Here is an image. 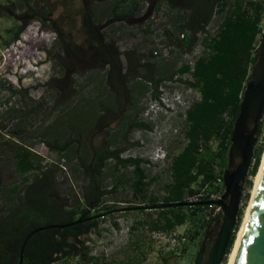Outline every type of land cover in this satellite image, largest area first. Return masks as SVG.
Here are the masks:
<instances>
[{
	"label": "rangeland",
	"instance_id": "obj_1",
	"mask_svg": "<svg viewBox=\"0 0 264 264\" xmlns=\"http://www.w3.org/2000/svg\"><path fill=\"white\" fill-rule=\"evenodd\" d=\"M134 1L139 5L133 8L134 13L117 19L114 16L127 10L128 1L94 0L96 20L104 27L105 35L116 40L123 53L135 49L145 54L153 64L154 77L163 75L167 79L158 89V99H155V91L145 79L131 82L129 111L120 114V110L111 103L101 64L67 59L59 43V32L52 26L53 20L57 19L63 32L70 33L74 41L81 42L80 10L83 0L42 3L40 18L22 8L24 0H0V4L6 7L0 16V205L10 203L7 198L9 189L21 183L23 178L15 170L12 143L30 148L40 157L43 166L57 168L55 193L72 204L81 197L86 184L77 167L78 159H86L94 148L104 144L111 149L123 148L122 158L142 159L147 180L156 178L150 183L149 193L152 196L164 195L165 185L172 181L171 159L187 142L184 134L186 111L200 97L197 90L187 83L193 81L192 76L180 74L178 69L184 63L193 64L198 57L207 56L203 41L207 34L199 37L191 53H183L165 35V30L172 29L175 20L174 15L165 9V2ZM159 5L161 7L157 10ZM224 15L225 12L216 14L207 27L208 35L217 31ZM17 26L22 29L19 39L13 41L8 30ZM173 33L178 37L177 32ZM121 58L125 63V57L122 55ZM62 62L70 63L73 71L68 74L63 71ZM57 90L64 96L59 97ZM111 107L115 109L114 115H118L117 120L106 130L96 129L102 112ZM134 121L145 123L149 128L133 127L125 137ZM55 140L61 144L70 141V149L62 154L50 149L48 143ZM261 145L264 146V117L255 148ZM263 154L264 148L262 157ZM115 163L114 159L106 162L101 180L102 188L115 190L106 196V204L113 210L99 216L97 229L82 238L92 260L85 261L79 254H73L54 264H94L96 259H100L101 264H194L201 247L199 241L202 242L208 231L216 233L220 222H213L199 239L186 240V244L157 238L155 232L158 231L150 229V225L138 224L143 220L151 223L153 217L136 209L143 207L146 212L156 208L136 198L129 182L118 184V179L130 175L133 167L116 169ZM252 165L253 160L250 169ZM34 175L35 172L30 174L31 177ZM256 175L249 176L248 171L246 176L252 184L243 187L240 204L243 214L235 241L252 198ZM209 209L204 210L206 219ZM173 231L188 238L191 235L190 223ZM132 241H140V248H135ZM233 247L222 264H228ZM172 249L176 252L170 254Z\"/></svg>",
	"mask_w": 264,
	"mask_h": 264
},
{
	"label": "trees",
	"instance_id": "obj_2",
	"mask_svg": "<svg viewBox=\"0 0 264 264\" xmlns=\"http://www.w3.org/2000/svg\"><path fill=\"white\" fill-rule=\"evenodd\" d=\"M40 1L39 3L35 0L34 5L32 0H24L22 8L32 11L40 18L41 4H49L50 0ZM83 1L84 5L80 10L83 33L81 42L74 41L70 33L63 32L57 19L52 22L53 29L59 32V43L65 57L73 59V62L101 64V69L105 71V83L111 103L120 110V114L129 111L132 92L130 83L135 80L145 79L154 89L155 99L160 98L158 89L167 77H154L153 64L146 59L145 54L135 49L123 53L116 40L107 37L103 32L104 27L96 20L92 5L94 0ZM124 1L129 2V12L139 6L134 0ZM163 1L165 9L175 17L172 29L165 30L168 40L181 52L191 53L199 37L207 34L203 41L208 50L207 56L198 57L193 64L184 63L178 69L180 74L192 76L193 81L187 83L197 90L200 97L186 111L184 134L187 142L171 159L172 181L165 185L164 195L152 196L149 193L150 183L156 178L147 180L142 159L122 158L123 148L111 149L104 144L94 148L86 159H78L77 167L86 184L82 188L81 197L72 204L67 198L55 193L57 168L43 166L40 157L30 148L12 143L15 170L23 178L21 183H16L9 189L7 198L10 203L0 205V264H18L25 238L40 228L29 239L22 264H54L70 258L73 254H79L85 261L92 260L82 238L97 229L99 216L113 210V207L107 206L106 196L115 190L108 191L101 185L103 169L110 159L116 161V169L133 167L130 175L118 179V184L127 181L131 184L133 195L143 203H151L154 207L162 205L146 212L143 207H137L139 212L153 217L151 223L143 220L138 224L144 227L150 225V229L154 231L170 232L190 223L191 235L187 241H194L213 222H220L222 212L212 219H206L204 210L208 205L204 203L210 201V194L221 190L217 178L223 177L228 166L232 130L240 112L244 90L250 80L258 46L264 37V0ZM160 7L161 5L157 10ZM4 8L6 7L0 4V16L4 13ZM223 12L225 15L219 28L214 34L208 35L207 27L216 14ZM127 15L126 11L113 16L123 19ZM21 29L19 26L16 29L9 28V37L13 41L18 40ZM173 31L177 32L178 37ZM122 55L126 59L125 63ZM69 65L70 63L62 62V69L67 74L73 71ZM57 93L59 97L64 96L60 90ZM114 108L102 112L96 122V129L106 130L117 120L118 115H114ZM29 112L32 113L31 110ZM133 127L149 128L145 123L131 122L125 137ZM70 143L67 141L61 144L55 140L48 145L50 149L62 154L70 149ZM263 148L261 145L254 149L249 176L258 173ZM34 172V177H31L30 174ZM248 177L243 187L246 184L251 186L252 181ZM201 191L208 195L197 202H191L193 205H177L189 202L186 196H194ZM242 214L243 208L239 209L226 256L235 242ZM131 244L140 248V241H132ZM174 252L175 249L169 250L170 254ZM93 261L94 264H101L100 259Z\"/></svg>",
	"mask_w": 264,
	"mask_h": 264
},
{
	"label": "water",
	"instance_id": "obj_3",
	"mask_svg": "<svg viewBox=\"0 0 264 264\" xmlns=\"http://www.w3.org/2000/svg\"><path fill=\"white\" fill-rule=\"evenodd\" d=\"M263 117L264 37L258 46L250 80L244 90L240 112L232 130L228 166L223 173L224 193L220 199L204 203L205 205H218L221 208L220 226L216 233L212 234L208 231L205 234L194 264H222L226 256L229 241L237 224L243 184L252 164L255 145L262 131ZM193 204L187 202L177 205ZM39 230L41 228L34 230L25 238L20 249L18 264L24 261L29 239ZM231 264H264V166L263 176L248 212L246 227Z\"/></svg>",
	"mask_w": 264,
	"mask_h": 264
},
{
	"label": "built area",
	"instance_id": "obj_4",
	"mask_svg": "<svg viewBox=\"0 0 264 264\" xmlns=\"http://www.w3.org/2000/svg\"><path fill=\"white\" fill-rule=\"evenodd\" d=\"M217 184L220 186L221 190L218 191V192H215V193H212L210 194V201H215V200H218L222 197L223 195V191L224 189H222V187L224 188V183H223V177H218L217 178ZM207 196L208 193L205 192V191H201L200 193L194 195V196H190L188 198V201L189 202H197L199 200H201V198L203 196ZM208 207L210 208L209 209V214L207 216V219H211V218H214L216 217L220 212H221V208L218 206V205H208ZM157 233L156 234V237L161 239V238H166L167 240H169L170 242L172 243H177V242H185L187 240L186 237H182L180 236V234H178L177 232L175 231H170V232H162V231H158V232H155Z\"/></svg>",
	"mask_w": 264,
	"mask_h": 264
},
{
	"label": "bare ground",
	"instance_id": "obj_5",
	"mask_svg": "<svg viewBox=\"0 0 264 264\" xmlns=\"http://www.w3.org/2000/svg\"><path fill=\"white\" fill-rule=\"evenodd\" d=\"M263 166H264V154H263V157H262V161H261V165L259 167V170H258V173L255 177V185H254V188H253V194H252V198H251V201L249 203V206L247 208V211H246V215H245V218H244V221H243V224L238 232V236H237V239L235 241V244H234V247H233V250H232V253L230 254V257H229V261H228V264H231L232 263V258H233V255L235 253V251L237 250L239 244H240V241H241V238H242V235H243V232H244V229L246 227V223H247V219H248V212H249V209L253 203V200H254V197H255V192L259 186V183H260V180L263 176ZM223 183H224V180H223ZM224 193V192H223Z\"/></svg>",
	"mask_w": 264,
	"mask_h": 264
},
{
	"label": "crops",
	"instance_id": "obj_6",
	"mask_svg": "<svg viewBox=\"0 0 264 264\" xmlns=\"http://www.w3.org/2000/svg\"><path fill=\"white\" fill-rule=\"evenodd\" d=\"M125 2V1H124ZM134 5H135V3H134ZM128 8V7H127ZM127 11V13H128V15H131V14H133L134 13V9H132V11L130 10V12L128 11V9L126 10ZM126 11H124L123 13H126ZM127 15V16H128Z\"/></svg>",
	"mask_w": 264,
	"mask_h": 264
},
{
	"label": "clouds",
	"instance_id": "obj_7",
	"mask_svg": "<svg viewBox=\"0 0 264 264\" xmlns=\"http://www.w3.org/2000/svg\"><path fill=\"white\" fill-rule=\"evenodd\" d=\"M158 154V153H157ZM159 158H161L160 156H158ZM165 157V156H164Z\"/></svg>",
	"mask_w": 264,
	"mask_h": 264
}]
</instances>
